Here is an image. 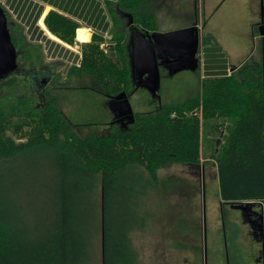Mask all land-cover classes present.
<instances>
[{
    "label": "trees",
    "instance_id": "16d2710c",
    "mask_svg": "<svg viewBox=\"0 0 264 264\" xmlns=\"http://www.w3.org/2000/svg\"><path fill=\"white\" fill-rule=\"evenodd\" d=\"M144 1L116 0L109 11L111 50L104 53L102 37L92 34L80 43L79 63L67 68L66 82L88 77L108 107L121 93L116 101L128 100L139 88L129 39L153 31L152 15L140 11ZM43 23L62 43H74L78 26L71 19L49 11ZM10 37L16 49L17 38ZM258 43L259 59L251 55L229 74L213 59L199 94L133 113L130 124L114 118L105 135L79 136L54 97L44 95L45 85L34 82L37 73H27L41 103L26 95L0 102V264H87L94 238L100 264H136L131 234L141 231L148 213L167 211L156 173L169 164L194 172L203 158L215 166L221 204L264 203V34ZM18 56L37 63L28 53L16 54V63ZM44 71L46 84L60 77ZM13 73L0 88L17 85ZM225 119L231 123L224 133Z\"/></svg>",
    "mask_w": 264,
    "mask_h": 264
},
{
    "label": "rangeland",
    "instance_id": "374dc122",
    "mask_svg": "<svg viewBox=\"0 0 264 264\" xmlns=\"http://www.w3.org/2000/svg\"><path fill=\"white\" fill-rule=\"evenodd\" d=\"M15 1L17 0H0V7L6 16L10 35L13 34L17 38L16 54L23 56L28 53L37 63L31 65L25 60H20L18 56L17 69L12 74L17 78V85L9 90L0 88V102L12 103L15 96L26 95L25 97L34 99L35 104H40L41 96L35 93L36 90L30 84L27 73H37L38 79L34 78L36 82L39 77H46L44 68H47V71L54 75L59 74L60 77L56 82L48 81L43 93L54 97L57 107L73 125L74 131L81 137L109 134L114 125H109L111 120L103 111L108 106L106 99L97 92L88 77L84 76L79 80L70 78L65 81L66 70L71 66L69 59L53 54L54 48L48 50L42 41L31 36V30L24 23L26 15L17 12L18 5L14 10ZM115 2L116 0L105 3L109 18V11L115 10ZM192 5L193 0H145L142 4L140 11L153 17L151 32L166 33L196 23L200 35L198 47L200 68L195 72L183 70L169 75L165 68L160 67L157 96L152 97L144 88L134 90L128 98L132 113L152 112L157 106L180 105L199 94L201 79L205 77L204 73L208 69L206 66L211 64L213 59H218V65H223L227 69L237 66L236 62L243 60L245 51L238 49L232 38L236 32L244 29L243 25L237 23H243L246 18L245 11L220 15L216 12V6L206 10L200 1L196 0L195 10L191 11ZM259 6L260 0L257 2V9ZM49 11L57 12L52 8L47 12ZM25 12L27 13V10ZM38 20L36 26L40 29ZM126 21V17L123 16V22ZM76 24L78 26V23ZM253 33L256 38L259 37L256 28ZM92 34L97 33L91 32L90 38ZM97 35L103 39L100 48L107 53V49L112 47L110 33L104 37L101 34ZM255 37L250 43L249 54L253 52L255 53L253 57L259 59V43ZM69 46L80 54V43L75 38L74 43ZM67 50L74 53L69 48ZM204 51L209 55L204 56ZM230 72L232 71L229 70ZM3 79H0V87L5 81ZM64 81L61 86L60 83ZM229 124L230 120L225 119L224 133ZM156 174L157 191L167 206L165 209L167 211L148 213L152 217L140 220L144 225L141 231L131 234L133 246L137 251L136 264H264V241L251 235L250 225L243 219L241 211L234 207L243 204L244 201L228 204H221L222 201H219L217 175L213 163H206L202 158L194 172L178 164H169L158 169ZM245 202L255 203L252 209L263 215L264 203ZM197 220V224L193 223ZM89 257L87 264H100L98 239L94 238Z\"/></svg>",
    "mask_w": 264,
    "mask_h": 264
},
{
    "label": "water",
    "instance_id": "95a60500",
    "mask_svg": "<svg viewBox=\"0 0 264 264\" xmlns=\"http://www.w3.org/2000/svg\"><path fill=\"white\" fill-rule=\"evenodd\" d=\"M258 32L260 36L264 34V6L262 0H260L259 6ZM199 45L200 35L195 22L189 27L166 33L133 32L127 50L129 53V66L132 69L133 76L135 75L138 78L137 85L139 88L146 89L152 97L157 96L159 68L162 66L169 75H174L183 70L195 72L200 66V59L198 58ZM16 69V50L11 42L6 16L0 7V79L7 77ZM47 78L48 75L46 74V77H39V80L45 85ZM124 97V93L116 96L111 101L112 105H109V109L114 118L123 117L122 120H125L126 124H130L133 121V113L128 100L116 101ZM254 204L253 202H244L234 207L254 218L252 231L254 235H258L262 239L263 215L252 209Z\"/></svg>",
    "mask_w": 264,
    "mask_h": 264
},
{
    "label": "crops",
    "instance_id": "0c3cea01",
    "mask_svg": "<svg viewBox=\"0 0 264 264\" xmlns=\"http://www.w3.org/2000/svg\"><path fill=\"white\" fill-rule=\"evenodd\" d=\"M112 1L115 0H17L15 1L14 10L18 5L17 12L23 14V16L26 15V17L24 18V23L27 28L31 30V36H33V38L36 39L37 37L39 41L43 42L44 46L47 47L48 50L51 47L54 48L53 54L65 56L66 59H69L71 65L75 64L77 66L79 63L80 54H78V52L69 45H65L61 42H57L49 38L45 30L41 28L38 23L37 24L39 25L41 30L36 26L37 20H42L43 16L47 13H44L46 8L48 10L49 8H52L53 10L73 19L76 23H78L77 29H85L89 34L93 32L101 34L104 37L105 35H108L110 33L111 28V21L107 15L105 3H111ZM199 1L201 6H203V8H205L206 10H210L213 8V6H216V12H218L220 15L227 12H237L242 10L245 11L246 18H244L243 23H237L238 25H243L244 29L242 28V31H238V33L236 32V35L232 38V41L236 43L238 49H242L245 51L243 60L237 61L236 64L239 65L246 58L251 56L253 52L249 54L250 43L252 42V38L255 37L253 33V25L257 24L259 20V9H257L258 0ZM195 2L196 0H193L191 11L195 10ZM25 10H27V13L25 12ZM37 10H40L41 12L37 20L33 22L34 15ZM256 39L258 40V38ZM66 48L71 49V51H74V53L68 52ZM254 55L255 53H253L252 56ZM229 70L230 69L228 68V73ZM103 111L112 122L114 117L109 107L107 106L103 109Z\"/></svg>",
    "mask_w": 264,
    "mask_h": 264
},
{
    "label": "bare ground",
    "instance_id": "6f19581e",
    "mask_svg": "<svg viewBox=\"0 0 264 264\" xmlns=\"http://www.w3.org/2000/svg\"><path fill=\"white\" fill-rule=\"evenodd\" d=\"M47 8L45 9L44 13L47 12ZM38 24L40 25L41 28L45 30L49 38H51L54 41L61 42L58 38H56L54 35H52L44 26V23L42 20H39ZM75 39L79 43H87L90 40V34L85 30V29H77L75 32ZM62 43V42H61ZM64 44V43H63ZM66 45V44H65Z\"/></svg>",
    "mask_w": 264,
    "mask_h": 264
},
{
    "label": "flooded vegetation",
    "instance_id": "af4514ba",
    "mask_svg": "<svg viewBox=\"0 0 264 264\" xmlns=\"http://www.w3.org/2000/svg\"><path fill=\"white\" fill-rule=\"evenodd\" d=\"M262 4H263V6H264V0H263V2H262ZM258 25H259V21L257 22V27H256V29H257V31H258ZM258 35H259V32H258ZM163 67V66H162ZM164 68V67H163ZM254 211H255V209H254ZM257 212V211H256ZM241 214H242V217H243V219L246 221V222H248V224L250 225V231H251V235L255 238V239H260V236H258V235H254V233H253V231H252V228L254 227V222H253V217H250V216H248L245 212H242L241 211ZM263 222H264V219H263ZM252 225H251V224ZM263 234H264V232H263Z\"/></svg>",
    "mask_w": 264,
    "mask_h": 264
}]
</instances>
